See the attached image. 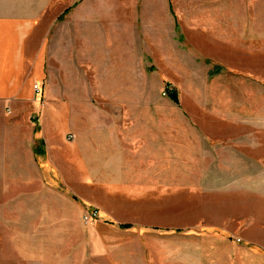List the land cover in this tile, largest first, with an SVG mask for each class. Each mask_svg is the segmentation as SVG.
Here are the masks:
<instances>
[{"label":"crops","instance_id":"obj_1","mask_svg":"<svg viewBox=\"0 0 264 264\" xmlns=\"http://www.w3.org/2000/svg\"><path fill=\"white\" fill-rule=\"evenodd\" d=\"M182 1L220 10L233 4L81 0L76 9L97 11L90 35L82 14L70 22L78 31L58 33L57 13H47L57 1L0 0V214L19 256L42 264H152L146 256L69 250L67 233L82 227L80 208L66 192L82 198L75 185L93 182L168 185L170 158L184 156L178 141L170 143L167 118L137 113V106L150 101L152 72L176 50L178 23L170 9ZM229 30L214 35L227 38ZM60 120L63 133L53 129ZM160 264L178 262L162 257Z\"/></svg>","mask_w":264,"mask_h":264},{"label":"rangeland","instance_id":"obj_2","mask_svg":"<svg viewBox=\"0 0 264 264\" xmlns=\"http://www.w3.org/2000/svg\"><path fill=\"white\" fill-rule=\"evenodd\" d=\"M54 1L57 7L47 13H57L58 33L78 31L70 22L81 14L85 32L96 31L97 11L76 9L81 0ZM178 4L170 9L178 23L176 50L152 72L151 99L137 113L166 117L170 143L178 141L184 158H170L167 186L75 185L83 188L82 198L67 191L82 227L67 233L69 250L146 256L152 264L162 257L178 264H264V0H233L223 10ZM226 25L232 29L227 38L214 35ZM215 66L219 71L210 73ZM165 83L177 103L165 94ZM65 127L61 120L53 124L61 133ZM126 222L130 226H119ZM2 229L0 214V264H42L19 256Z\"/></svg>","mask_w":264,"mask_h":264},{"label":"trees","instance_id":"obj_3","mask_svg":"<svg viewBox=\"0 0 264 264\" xmlns=\"http://www.w3.org/2000/svg\"><path fill=\"white\" fill-rule=\"evenodd\" d=\"M204 62H208V60H204ZM219 67L218 66H215L214 67V69L212 70V71H210V73H216V72H218L219 71ZM164 89H165V94L167 95V97L170 99V100H172L174 103H177V97H176V93H175V90L174 89H172V88H168V84L167 83H165L164 84ZM119 226H121V227H128V226H130V223H120L119 224Z\"/></svg>","mask_w":264,"mask_h":264},{"label":"built area","instance_id":"obj_4","mask_svg":"<svg viewBox=\"0 0 264 264\" xmlns=\"http://www.w3.org/2000/svg\"><path fill=\"white\" fill-rule=\"evenodd\" d=\"M32 90L35 92V94H38V96L40 95V86L37 83H33L32 84ZM36 117V114L32 115V119H34ZM89 216V215H88ZM84 219L87 220V215H83Z\"/></svg>","mask_w":264,"mask_h":264}]
</instances>
